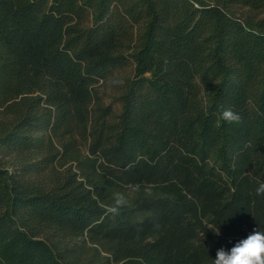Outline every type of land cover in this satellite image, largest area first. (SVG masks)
I'll list each match as a JSON object with an SVG mask.
<instances>
[{
  "label": "trees",
  "instance_id": "trees-1",
  "mask_svg": "<svg viewBox=\"0 0 264 264\" xmlns=\"http://www.w3.org/2000/svg\"><path fill=\"white\" fill-rule=\"evenodd\" d=\"M260 183L264 0H0V264H212Z\"/></svg>",
  "mask_w": 264,
  "mask_h": 264
},
{
  "label": "clouds",
  "instance_id": "clouds-1",
  "mask_svg": "<svg viewBox=\"0 0 264 264\" xmlns=\"http://www.w3.org/2000/svg\"><path fill=\"white\" fill-rule=\"evenodd\" d=\"M219 118L228 123H238L240 115L231 108L223 109L219 113ZM140 185H134L132 192H139ZM258 196H264V183H260L256 188ZM128 204L125 193L117 191L112 195L111 204L106 206V212L112 216L120 214L121 209ZM219 235V228L214 231ZM212 264H264V231L259 228L254 229L246 238L238 241L230 250L220 248L216 253V258Z\"/></svg>",
  "mask_w": 264,
  "mask_h": 264
}]
</instances>
